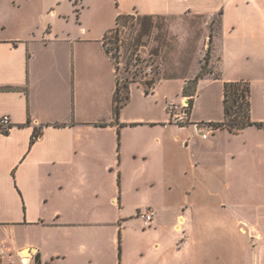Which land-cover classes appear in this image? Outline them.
I'll list each match as a JSON object with an SVG mask.
<instances>
[{
    "label": "crops",
    "instance_id": "0c3cea01",
    "mask_svg": "<svg viewBox=\"0 0 264 264\" xmlns=\"http://www.w3.org/2000/svg\"><path fill=\"white\" fill-rule=\"evenodd\" d=\"M118 14L203 16L212 72L198 83L252 71L264 85V0H0V117L11 120L0 131V264H221L222 227L228 264H264V127L229 140L223 222L213 201L220 129L202 138L189 124L223 117L191 111L179 123L165 105L171 81L178 94L199 67L148 93L130 83L116 115L103 36ZM147 207L155 214L143 227Z\"/></svg>",
    "mask_w": 264,
    "mask_h": 264
},
{
    "label": "rangeland",
    "instance_id": "374dc122",
    "mask_svg": "<svg viewBox=\"0 0 264 264\" xmlns=\"http://www.w3.org/2000/svg\"><path fill=\"white\" fill-rule=\"evenodd\" d=\"M134 16H138L133 14ZM205 19L199 15H184L182 17L154 15L151 21L150 29L147 33H143L139 37L141 30L140 21L129 19L126 22V28L118 42L119 51L117 56L118 74L121 78L124 76H132L136 82H144V68L151 66L152 69L158 71V75L162 76H185L193 73L194 70L203 64L206 56V43L208 30L205 27ZM139 38V40H138ZM113 46V44H111ZM115 48H111L114 52ZM233 76L238 77L236 81H247L250 86V119L257 122L254 118H264V85L260 76L257 73L250 72H235ZM179 85L176 80L171 81L168 85L167 92L173 95V100L176 103L182 101V90L179 88L178 94L176 91ZM165 88V89H166ZM165 92L162 89L160 95L157 97L158 111L161 110L163 103L162 94ZM223 81L222 80H203L196 85L194 95V103L192 102L190 112H194L195 117L222 119L223 111ZM153 102V99H152ZM166 105V104H165ZM261 121H264L262 119ZM255 128H258L254 125ZM262 128V127H261ZM248 134V133H247ZM246 134V136H247ZM219 146L214 150L215 165L219 164L221 174V193L214 199L206 195L205 201L213 199L217 204V210L220 213L221 219L224 222L229 216L230 196L229 190L223 187V180L227 176L228 180V144L229 140L233 139L239 143H243L246 137L237 134V132H230L223 128L218 132ZM231 136V137H230ZM207 154L210 149L206 148ZM213 152V151H211ZM213 166V165H212ZM227 189V190H226ZM221 238L220 252L221 264H228L229 255V229L222 227L219 230ZM5 233L0 228V243L4 241ZM22 254H27V251H22ZM4 255V254H3ZM0 256V261L3 259ZM6 264V263H4Z\"/></svg>",
    "mask_w": 264,
    "mask_h": 264
},
{
    "label": "trees",
    "instance_id": "16d2710c",
    "mask_svg": "<svg viewBox=\"0 0 264 264\" xmlns=\"http://www.w3.org/2000/svg\"><path fill=\"white\" fill-rule=\"evenodd\" d=\"M154 15H138L134 16L131 14H118L115 19V26L109 30L103 36V45L105 47L106 52L110 55L114 65L115 70L118 71V67L115 61H117L120 37L126 28V22L130 19H137L140 21L141 30L139 31V37L142 36L143 33H147L150 29L151 21ZM213 29L210 27L208 34V47L207 53L205 56V60L203 64H200L198 71L194 75L193 78L188 79L183 88H182V96H189V109L188 114L190 112V108L193 102V97L196 91V85L200 78H203L205 75L210 74L212 69L209 65L210 62V51H211V42H212ZM139 40V38H138ZM113 44V46L111 45ZM114 47L115 51L111 52V48ZM135 74L132 76H124L121 78L117 72V87L115 93V105L114 112L116 115L119 114L121 107L125 104L129 97V85L132 82H136L134 79ZM175 77V76H170ZM215 78H221L220 74L216 72L214 74ZM161 77L158 75V71L148 79L144 80L145 92L148 93L155 82L159 80ZM250 86L247 81H223V119L221 121H209L208 123L212 124L214 128L223 129L226 128L230 132H238L241 129L255 125L258 128L264 127V122H255L250 119ZM39 135V130L34 131L31 142L34 141Z\"/></svg>",
    "mask_w": 264,
    "mask_h": 264
},
{
    "label": "built area",
    "instance_id": "2783aa9c",
    "mask_svg": "<svg viewBox=\"0 0 264 264\" xmlns=\"http://www.w3.org/2000/svg\"><path fill=\"white\" fill-rule=\"evenodd\" d=\"M143 74L145 76L144 80H146L154 74V70L151 66H147L144 68ZM166 109L171 116V120L179 123H186L189 109V96H182V101L180 103H176L174 101L167 102ZM189 124L192 128V131L195 134L200 135L202 138L210 137L216 130L214 126L208 122H191ZM10 126V117L7 114L2 115L0 117V131L5 132L10 128ZM154 214L155 211L151 207H147L138 212V215L142 219L143 227H147L151 224ZM3 254V250L0 249V256Z\"/></svg>",
    "mask_w": 264,
    "mask_h": 264
}]
</instances>
